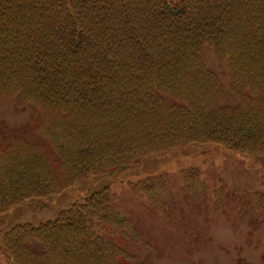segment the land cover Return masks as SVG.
Returning a JSON list of instances; mask_svg holds the SVG:
<instances>
[{
    "label": "trees",
    "instance_id": "16d2710c",
    "mask_svg": "<svg viewBox=\"0 0 264 264\" xmlns=\"http://www.w3.org/2000/svg\"><path fill=\"white\" fill-rule=\"evenodd\" d=\"M0 96L32 110L37 138L0 147V215L190 145L264 154V0H0ZM183 179L187 197L204 191L196 170ZM129 189L173 204L166 175ZM116 202L93 192L52 222L7 231L0 252L12 264H146ZM237 202L264 223V194Z\"/></svg>",
    "mask_w": 264,
    "mask_h": 264
},
{
    "label": "rangeland",
    "instance_id": "374dc122",
    "mask_svg": "<svg viewBox=\"0 0 264 264\" xmlns=\"http://www.w3.org/2000/svg\"><path fill=\"white\" fill-rule=\"evenodd\" d=\"M207 56L210 70L228 92L226 64L218 63L211 53ZM227 103L235 104L229 93ZM15 133L29 143L37 142L32 110L17 109L13 100L0 96V147L6 146ZM190 169H198L205 184L204 191L195 198L182 193L183 173ZM160 175L169 177L173 193L175 206L169 217L157 206L149 205L145 196L133 195L128 187ZM103 188L114 192L117 209L132 220L147 245L128 247L147 264H264V223L251 225L246 214H237L239 198L247 203L253 194H264V157L238 155L214 145H190L146 158L123 172L90 176L54 197L43 209L17 207L0 215V243L12 228L52 222L60 212ZM0 264L12 263L0 252Z\"/></svg>",
    "mask_w": 264,
    "mask_h": 264
}]
</instances>
